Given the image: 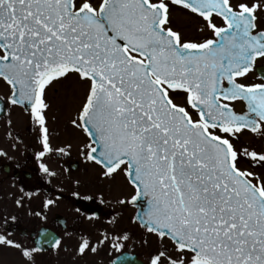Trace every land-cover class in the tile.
I'll return each mask as SVG.
<instances>
[{"label": "snow or ice", "instance_id": "obj_1", "mask_svg": "<svg viewBox=\"0 0 264 264\" xmlns=\"http://www.w3.org/2000/svg\"><path fill=\"white\" fill-rule=\"evenodd\" d=\"M262 21L264 0H0V111L29 116L39 158L67 155L71 145L50 143L47 90L73 81L80 155L103 177L123 175L130 191L118 203L137 209L141 243L156 241L147 264H264V148L234 143L264 139ZM15 220L0 215V246L35 264L42 247L12 239ZM130 239L83 234L75 251Z\"/></svg>", "mask_w": 264, "mask_h": 264}, {"label": "flooded vegetation", "instance_id": "obj_2", "mask_svg": "<svg viewBox=\"0 0 264 264\" xmlns=\"http://www.w3.org/2000/svg\"><path fill=\"white\" fill-rule=\"evenodd\" d=\"M7 92L0 82V96L6 97ZM79 92L80 86L73 81L54 83L47 90L50 143L53 147L71 145L66 148L67 155L53 152L39 158L36 153L40 145L29 116L21 107L0 111V215L16 216L8 229L12 239L30 246L39 242L42 252L37 254L35 264H147L155 239L143 237L148 243L142 244L140 230L131 222L136 208L118 203L130 191L123 175L111 180L103 177L99 165L80 155L87 138L69 123L76 115ZM236 108L243 110V104ZM234 143L257 151L264 148V139L249 133ZM40 163L47 164L55 174L44 173ZM21 196L23 207H17L15 201ZM49 199L54 203L45 208ZM124 230H130L131 236L124 248L115 249L106 243L97 253L83 257L75 251L83 234L91 235L95 243L104 232ZM56 239L61 241L59 248L52 243ZM0 264L24 262L18 251L0 246Z\"/></svg>", "mask_w": 264, "mask_h": 264}, {"label": "rangeland", "instance_id": "obj_3", "mask_svg": "<svg viewBox=\"0 0 264 264\" xmlns=\"http://www.w3.org/2000/svg\"><path fill=\"white\" fill-rule=\"evenodd\" d=\"M174 25L184 29L190 35H196V27H197L196 21L189 19L183 14L176 15V17L174 18ZM155 244H156V241H155Z\"/></svg>", "mask_w": 264, "mask_h": 264}]
</instances>
